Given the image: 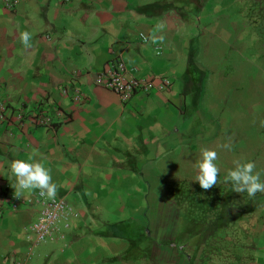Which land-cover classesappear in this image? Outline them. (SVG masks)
Listing matches in <instances>:
<instances>
[{
    "label": "crops",
    "instance_id": "obj_1",
    "mask_svg": "<svg viewBox=\"0 0 264 264\" xmlns=\"http://www.w3.org/2000/svg\"><path fill=\"white\" fill-rule=\"evenodd\" d=\"M161 21L164 42H143ZM113 58L152 89L122 102L98 84ZM262 93L264 0H0V186L15 193L11 161H41L75 212L56 251L30 258L39 206L0 195V264H264V193L224 181L235 159L264 181L251 159L264 152ZM246 125L251 150L220 152L217 185L201 189L200 149Z\"/></svg>",
    "mask_w": 264,
    "mask_h": 264
},
{
    "label": "clouds",
    "instance_id": "obj_2",
    "mask_svg": "<svg viewBox=\"0 0 264 264\" xmlns=\"http://www.w3.org/2000/svg\"><path fill=\"white\" fill-rule=\"evenodd\" d=\"M165 27V22L161 21L156 24L153 34L149 36L141 34L142 38L146 43L149 41L152 44L163 43L165 36H157L156 33H162ZM31 41L30 32L20 33V43L23 48L30 49L33 46ZM261 126L264 127V121H261ZM218 147L230 150L231 145L225 143ZM218 159L219 154L216 150L208 147L200 149V159L194 165L197 170L195 182H198L201 189L205 191L212 189L218 183L220 173V168L216 164ZM233 165L234 167L229 169L224 177L226 183L231 182L233 192L246 193L250 199L254 198L257 193H264V181L261 180V172L256 171L254 162L235 159ZM10 171L11 175L15 177V183L11 187L15 190L16 198H20L25 192L31 193L33 190H38L40 197L55 200L58 185L53 182L50 169L43 162H26L22 159H16L11 161Z\"/></svg>",
    "mask_w": 264,
    "mask_h": 264
},
{
    "label": "built area",
    "instance_id": "obj_3",
    "mask_svg": "<svg viewBox=\"0 0 264 264\" xmlns=\"http://www.w3.org/2000/svg\"><path fill=\"white\" fill-rule=\"evenodd\" d=\"M19 0H2V4L7 9H15ZM143 42L145 40L142 38ZM127 66L124 60L120 58L111 59L106 67L98 73L96 82L104 87L112 90L117 94L122 102L129 100L130 97L137 91L143 90L149 92L152 89V81L147 78L125 77ZM169 80H165L167 84ZM82 94L78 90H74L73 99L77 101L82 100ZM5 106H0V119L4 120ZM17 117L22 116L19 113ZM36 123L42 126H51V118L45 114L36 115ZM0 195L10 203V209L15 210L19 203H37L39 209L36 211L35 218L29 222L24 228L27 233V239L36 245L39 242L52 240L55 238L64 237V228L69 226V219L75 215L73 207L64 198L56 197L55 200H48L40 197L39 191L36 190L34 194L28 196H21L16 198L15 194L10 190L9 185L0 186ZM3 204H0V212L3 209ZM12 264H26L12 263Z\"/></svg>",
    "mask_w": 264,
    "mask_h": 264
},
{
    "label": "rangeland",
    "instance_id": "obj_4",
    "mask_svg": "<svg viewBox=\"0 0 264 264\" xmlns=\"http://www.w3.org/2000/svg\"><path fill=\"white\" fill-rule=\"evenodd\" d=\"M262 94H264V93H262ZM245 130V134H244V138L246 139V142L244 141V140H242L243 139V134H242V130ZM236 137H237V140H233V141H225L224 140V143L223 144H225V143H229L230 145H231V148H230V150H228V149H222V148H218V146L217 145H211V143H210V149H213V150H216L217 152H218V154H219V156H220V152H222V153H224L225 154V152L226 151H228L229 153H231L232 155L233 154H235V151H237L238 150V148L239 147H241L242 146V144L244 145V146H246L247 147V152H248V150H251V149H249V145L251 144L250 142H251V137H254L255 138V136H254V134L252 133V132H250V126H242V127H240L237 131H236ZM260 138V137H259ZM256 141H254L253 142V144L255 143ZM215 144V143H214ZM213 147V148H212ZM251 153H252V157H251V159H255L256 161L257 160H261V159H264L262 156H261V154H263L264 152H262V151H257V150H251ZM250 155V154H249ZM160 177V176H159ZM156 190L157 191H159V186H157L156 187ZM204 209H205V211H211L210 209H212V208H210V207H208V206H205L204 207ZM205 214H207V213H205ZM72 219H73V217H70V219L68 220L69 221V226L67 227V228H64L63 229V231H64V233L68 230V228L71 226V223H72ZM139 240L141 241L142 239L141 238H139ZM53 245H55L54 247H52ZM60 245V243L59 242H53V241H49V240H47V241H44V242H39V243H37L36 245H34L33 246V248H32V255H31V257L30 258H32V257H36L37 255H42V257H43V252H54V251H56V249H55V247H57V246H59Z\"/></svg>",
    "mask_w": 264,
    "mask_h": 264
}]
</instances>
